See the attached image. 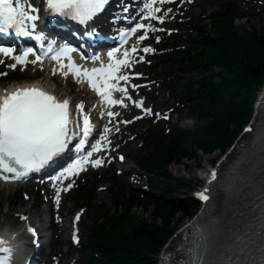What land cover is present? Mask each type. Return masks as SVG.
Wrapping results in <instances>:
<instances>
[{
    "label": "snow or ice",
    "instance_id": "obj_1",
    "mask_svg": "<svg viewBox=\"0 0 264 264\" xmlns=\"http://www.w3.org/2000/svg\"><path fill=\"white\" fill-rule=\"evenodd\" d=\"M166 2H172V0H147L143 3L142 12L145 13L143 19L157 20L163 24L165 16L158 15L162 9L156 5L158 3L163 5ZM109 4L110 0H46L49 15L71 18L83 25H88L89 21L103 13ZM122 9L123 12L128 13L130 6L122 5ZM39 11L40 9L29 0H0V33L7 34L14 31L17 36L29 38L34 36L43 48L45 35L43 32L35 31L38 27L37 22L41 18ZM168 11L170 12L171 9ZM127 18L129 17H125ZM140 30H143V34L138 37L139 41L146 40L149 32L163 31L151 23L137 22L134 27L121 32V41L126 43V37ZM156 39L158 41L159 37ZM55 45L56 41L52 40L43 56L36 54L32 47L24 48L16 54L15 48L0 46V54L14 61L7 67L15 70L17 65L36 64L42 61L43 57L54 52L55 55L52 58L59 64V69L61 71L67 69V72H64L65 75L71 72L78 78L84 77L104 103L110 106L126 107L124 99L114 98L115 92L132 100L128 87L122 86L120 82L127 84L131 79L130 75L124 73V69L131 66L132 56L138 51L136 46H132L130 50L125 49L122 55H118L121 51L119 48L108 51L107 63H104L100 56H94L93 60L101 61L100 66L87 69L77 65L72 59L71 53L75 51L74 48L67 44H62L59 48ZM154 51L155 49L151 47L143 48L144 53ZM30 55H35V59L29 61ZM63 58H67L69 63L65 64ZM2 63L4 61L0 60V64ZM5 75L7 73H0V76ZM132 87H138V85H132ZM133 103L144 107L143 101H133ZM77 109V118L74 121L71 103L68 99L61 101L57 96L37 87L20 88L10 94L5 92L4 95H0V179L5 182L30 179L33 174L41 173L53 166L62 156L74 149L76 158L57 175L49 177L53 181L56 202L59 204L61 192L70 190L74 181L63 187H57V183L79 175L86 169V165L100 167L104 163L103 159H92V156L93 153L102 151L103 145L97 141L91 146V151H85V146L93 135L95 127L89 115L84 112V104L77 105ZM145 111L151 112V109L145 108ZM80 114H83L82 127L80 126ZM107 115L113 118L119 113L108 111ZM128 122L124 121V123ZM110 131V128L105 127L101 136V140L109 146L111 145V141L108 140ZM73 141H76L75 144ZM120 159L123 160L124 157L121 156ZM212 178H216L214 172ZM200 198L207 200L208 196L201 193ZM79 218L78 215L76 220L79 221ZM22 219L27 220V217H22ZM28 231L34 237L37 236L35 228L29 226ZM10 244L9 240L0 238V264H15L16 249Z\"/></svg>",
    "mask_w": 264,
    "mask_h": 264
},
{
    "label": "trees",
    "instance_id": "obj_2",
    "mask_svg": "<svg viewBox=\"0 0 264 264\" xmlns=\"http://www.w3.org/2000/svg\"><path fill=\"white\" fill-rule=\"evenodd\" d=\"M233 17L232 7L227 6L222 14L223 29L220 36L199 39L201 52L195 56L196 61L207 62L211 66L219 65L228 77L221 73L219 76L222 81L217 83H210L208 78L200 81L198 93L205 97L199 102L198 110L206 114L209 120L203 131L190 137V142L197 146L192 149L196 158L200 153L211 154L226 149L250 116L255 88L264 82V30L252 29L246 32L247 38L239 37L232 31ZM247 43L250 44L249 48L246 47ZM216 84L221 87H216ZM169 145L155 158L160 165L180 162L183 156L190 155L186 148ZM134 203L137 202L130 196L122 204L125 210L123 217L118 220L113 216L110 219L118 230L121 222L129 220L132 225L136 223L130 234L121 235L120 243L111 244L117 256L110 264H149L153 261L149 255L157 254L168 236L177 228L176 223L190 217L197 206L191 198H182L170 208L154 206L148 211L144 207L151 215L148 223L143 219L133 221L135 217L130 213ZM146 254L147 257H141Z\"/></svg>",
    "mask_w": 264,
    "mask_h": 264
},
{
    "label": "rangeland",
    "instance_id": "obj_3",
    "mask_svg": "<svg viewBox=\"0 0 264 264\" xmlns=\"http://www.w3.org/2000/svg\"><path fill=\"white\" fill-rule=\"evenodd\" d=\"M264 2V0H262ZM195 5L190 9L192 13L196 14L199 9L202 10H207V13L213 9L212 6V1L210 0H197L195 1ZM236 25L238 26H243V27H248L250 28L251 26H260L261 24H264V18H238L235 21ZM149 87V83L145 85V88ZM156 87L160 89V84H156ZM147 95L151 96L150 101L159 107H162V103L165 102L167 99V93L166 92H161L158 93L157 89L147 91ZM146 102H148L146 100ZM175 120V118L173 117ZM140 128V127H139ZM139 128L134 130L130 135L127 140H135L131 141L128 143L127 146V155L129 160H133L135 166L131 168V173H133L127 177H124L125 175H121L124 181L125 186L127 189L132 190L134 193L138 194L141 193V190L146 187L147 184V178L146 176L140 171L138 165L135 163V147L139 145V139L141 138V132L139 131ZM138 135V138H137ZM132 149V150H131ZM219 155L214 152L213 154L209 155H199V157L196 158V160L192 161H183L182 164H173L169 167V172L174 176L176 179H183L185 181L190 182L191 184H202L203 181H205V178L207 177V174H204V171L208 168V173L209 170L211 169V165L217 161L219 158ZM131 163V166L134 165ZM132 181V182H131ZM108 181L103 182L102 187H108L109 185L107 184ZM137 183V184H135ZM140 186H139V185ZM134 186V187H133ZM139 187V189H138ZM99 186L97 188V198L96 201L93 204V207L91 208L90 211L86 213V218H85V231H84V238L83 242L86 240L87 234H89V229L93 225L95 219L97 218L99 214V208L101 206H106L107 208L110 207V201L112 200L110 192L107 190H99ZM108 189V188H107ZM13 189H3L1 190L0 188V202L3 204V206L0 205V213H7L9 207L8 203L10 198H12L11 203H13L14 206H18L19 200L23 199V196H21L19 193H16L12 196H9V193ZM172 196H175L172 194ZM73 201L70 203V207L72 206ZM23 211L27 208V204L23 203ZM22 210V209H21ZM72 212V210L70 211ZM133 212L136 213L139 216H144L149 218V214L143 212V209L140 206H136L133 208ZM72 214V213H71ZM10 222L13 223V213L10 212ZM185 223V222H184ZM69 235L66 238V242L69 240ZM62 252L67 251V248L64 247ZM69 254L66 256H63V258L60 261V264H72L73 262L76 261V254L74 252H70V249L68 250Z\"/></svg>",
    "mask_w": 264,
    "mask_h": 264
},
{
    "label": "bare ground",
    "instance_id": "obj_4",
    "mask_svg": "<svg viewBox=\"0 0 264 264\" xmlns=\"http://www.w3.org/2000/svg\"><path fill=\"white\" fill-rule=\"evenodd\" d=\"M109 45H110V44H109ZM15 210L17 211V210H18V208H16V207H15Z\"/></svg>",
    "mask_w": 264,
    "mask_h": 264
}]
</instances>
